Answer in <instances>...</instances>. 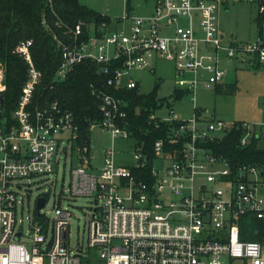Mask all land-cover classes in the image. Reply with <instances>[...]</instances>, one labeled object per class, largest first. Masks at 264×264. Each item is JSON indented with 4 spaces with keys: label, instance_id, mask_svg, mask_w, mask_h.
<instances>
[{
    "label": "built area",
    "instance_id": "2783aa9c",
    "mask_svg": "<svg viewBox=\"0 0 264 264\" xmlns=\"http://www.w3.org/2000/svg\"><path fill=\"white\" fill-rule=\"evenodd\" d=\"M227 1L257 4L254 41L223 42L218 15ZM121 20L128 23L127 32H109L106 22L91 24L87 39L61 47L55 79H65L77 64L89 61L107 75V86L135 89L138 82L130 77L131 70L152 71L157 60H167L173 64L176 88L194 93L198 85L223 82L224 60L264 70V0H155L150 15L126 11ZM85 26L78 23L75 34L81 36ZM30 46L22 41L15 48L27 67L15 109L7 116L3 99L0 103V264H87L86 258L92 260L89 251L96 252L98 264H264V247L240 240L238 226L250 214L264 221V174L256 166L234 171L207 147L222 139L228 125L195 116L160 120L152 115L150 120L171 127L166 141L154 143L152 158L135 144L133 167L117 166L110 149L102 168L90 172V146L78 144L73 114L58 102L43 107L33 103L40 73ZM185 74L192 79H184ZM4 80L0 64V97ZM97 98L102 120L91 128L97 125L113 138H131L117 125L125 116L121 101L105 92ZM244 126L248 130L241 146L252 137L251 128ZM165 144L171 152L164 150ZM66 158L68 194L90 197L93 203L85 250L69 244V210L56 204L51 216L43 212L46 195L37 197L45 199L42 215L34 207L25 226L18 216L24 180L50 176L61 161L66 165ZM73 160L79 164L72 166Z\"/></svg>",
    "mask_w": 264,
    "mask_h": 264
},
{
    "label": "trees",
    "instance_id": "16d2710c",
    "mask_svg": "<svg viewBox=\"0 0 264 264\" xmlns=\"http://www.w3.org/2000/svg\"><path fill=\"white\" fill-rule=\"evenodd\" d=\"M126 10H129V0H126ZM110 21L106 15L81 5L78 0H0V64L5 69L3 111L8 116L15 109L27 80V67L15 48L19 42L29 41L33 64L40 73L33 103L43 107L58 102L61 108L71 112L77 126L78 144L89 147L91 126L102 120L97 94L108 93L121 101L125 113L117 120V125L129 133L137 146H142L149 159L153 157L154 143L159 139L166 141L171 128L150 120V116L164 105L170 109L169 99L159 100L153 92L144 94L139 84L135 89L107 86V75L89 61L77 64L65 79H55L61 47L87 39L90 33L87 26ZM80 22L86 26L82 28V35L77 36L75 28ZM225 89L233 91L231 87ZM183 94L176 92L171 99L178 100ZM247 130L243 122H234L222 139L208 143L207 147L212 155L225 159L234 171L238 166H256L263 171L264 147L258 145L261 137L253 133L248 144L240 145ZM164 150L171 152L172 148L165 144ZM240 222V240L264 244L262 221L251 216ZM85 262L96 264L98 261L86 258Z\"/></svg>",
    "mask_w": 264,
    "mask_h": 264
},
{
    "label": "rangeland",
    "instance_id": "374dc122",
    "mask_svg": "<svg viewBox=\"0 0 264 264\" xmlns=\"http://www.w3.org/2000/svg\"><path fill=\"white\" fill-rule=\"evenodd\" d=\"M78 2L93 11L109 17V30L127 32L128 23L122 22L126 13V0H78ZM155 0H129V14L147 16L152 12ZM225 10L228 12L225 14ZM257 4L249 1L234 3L227 1L219 11L218 25L220 33L223 34V42L254 41L258 32ZM227 71L233 70V65L225 63L221 65ZM155 73L149 71L131 70L129 75L137 80L144 94L156 93L160 99H169L173 114L169 113L166 105L156 110L153 117L157 119L172 118L173 116L182 120H188L197 114L209 118L212 115L225 123L245 122L263 123L264 125V70L254 74L251 69L237 72V91L229 94L222 89L219 94L215 93L213 86L204 88L198 85L195 93H184L178 100H172L174 95L175 75L173 64L167 60H158L153 65ZM233 72V71H232ZM234 79V75L231 76ZM184 79H192V75L185 74ZM185 91V88L182 89ZM227 93V94H225ZM90 172L100 170L104 163L105 151L114 150L112 161L117 166L131 167L135 164L133 159L135 142L133 138H113L107 130H102L95 125L90 130ZM264 147V140L258 143ZM66 165L61 163L57 172L50 176H38L24 180L19 192L24 195V202L19 217L23 219V225L27 224L26 217L35 207V200L40 195L48 197L47 204L43 210L47 215H52L53 207L58 204L71 213L70 238L71 247L76 245L86 249V228L91 216L92 199L90 197H71L68 190L69 170L68 159ZM264 193V191H263ZM23 226V227H24ZM26 230V229H24ZM95 253L89 251V258L94 259ZM97 256V254H96ZM99 263V262H97ZM96 263V264H97Z\"/></svg>",
    "mask_w": 264,
    "mask_h": 264
},
{
    "label": "crops",
    "instance_id": "0c3cea01",
    "mask_svg": "<svg viewBox=\"0 0 264 264\" xmlns=\"http://www.w3.org/2000/svg\"><path fill=\"white\" fill-rule=\"evenodd\" d=\"M154 8V7H153ZM153 8H152V10H153ZM228 12V10H225V14ZM102 15H104V14H102ZM150 15V14H149ZM148 16V15H147ZM106 24H107V26H108V31L109 32H111V30H109V24L110 23H107L106 22ZM219 26V25H218ZM127 30H128V28H127ZM114 31H116V30H114ZM220 31V30H219ZM221 35L223 36V34L221 33ZM233 41V40H232ZM232 41H230V42H232ZM229 41L228 42H224L225 44H228V43H230ZM158 61V60H157ZM225 63H230V64H232L233 65V72L232 71H227L226 69V75H225V79L223 80V82H221L220 84H216V85H213V90L215 91V93H218L219 94V92H218V88L221 90V89H225L226 87H231L232 88V92H227V93H229V94H232V93H235V91H237L236 89H237V79H236V75H237V72L238 71H241V70H244V69H251L253 72H254V74H256V73H258V72H260V70H262V69H260V67H258V66H256V65H254V66H245V65H242V64H240L238 61H237V59H231V60H224L223 62H222V65L223 64H225ZM154 65V64H153ZM138 71V70H137ZM142 71H149L150 73H155V71H154V67H153V70L152 71H150V70H142ZM141 71V72H142ZM232 75H234V79L231 77ZM131 77V76H130ZM132 78V77H131ZM134 79V78H133ZM135 80V79H134ZM137 81V80H136ZM138 82V81H137ZM138 84H139V82H138ZM139 86H140V84H139ZM141 90V89H140ZM176 92H183V93H189L190 91L189 90H186L185 89V91H183L182 90V88L180 89V88H176L175 90H174V93H176ZM195 93V92H194ZM227 93H225V94H227ZM176 101V100H175ZM172 110V109H171ZM198 111V110H197ZM197 111L195 112V117H197V118H201V119H204V120H219V121H222V120H220V119H216L213 115L211 116V117H209V118H205V117H202V116H200V115H197ZM223 122V121H222ZM223 123H225V122H223ZM233 123L234 122H232V123H225L226 125H228L230 128L232 127V125H233ZM244 124H246L247 126H249L251 129V133H252V135H253V133H255L256 134V136H259V138L261 137V140H264V125H262L263 123H260V121H259V123H253V124H250V123H245V122H243ZM262 126V133H261V135H260V132H261V130H260V127ZM253 127L255 128V129H253ZM260 140V141H261ZM259 141V142H260ZM135 142V141H134ZM90 145H91V141H90ZM112 149V148H111ZM114 151V150H113ZM79 164V162H76L75 160H73V162H72V166H74V165H78ZM90 166V165H89ZM88 166V167H89ZM132 167V166H131ZM131 167H129V168H131ZM218 167H221V166H218ZM257 168H259V167H257ZM261 171V175L262 174H264V170L262 171V170H260ZM263 191H264V188H262L261 189V194L264 196V193H263ZM251 216H253V217H255L254 215H252V214H250V215H247L246 217H251ZM246 217H244V219L246 218ZM258 220V219H257ZM241 220H239L238 221V226H239V223H241L240 222ZM259 221H261V220H259ZM263 223H264V221H262ZM239 229H240V227H239ZM251 242V241H250ZM254 242V241H253ZM256 242V241H255ZM257 243H260V242H257ZM261 244V243H260ZM263 247H264V244H261ZM92 260H94V259H92ZM93 262V261H92ZM87 264H90V263H87ZM98 264V263H97Z\"/></svg>",
    "mask_w": 264,
    "mask_h": 264
},
{
    "label": "water",
    "instance_id": "95a60500",
    "mask_svg": "<svg viewBox=\"0 0 264 264\" xmlns=\"http://www.w3.org/2000/svg\"><path fill=\"white\" fill-rule=\"evenodd\" d=\"M2 99H3V96L0 97V103L2 102ZM44 205H45V199L42 197L37 198L36 204H35L37 215H42L40 213V210L44 207ZM17 237L19 238L20 234H18Z\"/></svg>",
    "mask_w": 264,
    "mask_h": 264
}]
</instances>
